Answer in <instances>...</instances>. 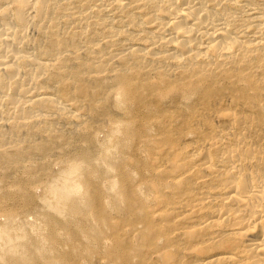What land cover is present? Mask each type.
Returning <instances> with one entry per match:
<instances>
[{
  "label": "bare ground",
  "instance_id": "6f19581e",
  "mask_svg": "<svg viewBox=\"0 0 264 264\" xmlns=\"http://www.w3.org/2000/svg\"><path fill=\"white\" fill-rule=\"evenodd\" d=\"M64 145L0 264H264V0H0V168Z\"/></svg>",
  "mask_w": 264,
  "mask_h": 264
},
{
  "label": "rangeland",
  "instance_id": "374dc122",
  "mask_svg": "<svg viewBox=\"0 0 264 264\" xmlns=\"http://www.w3.org/2000/svg\"><path fill=\"white\" fill-rule=\"evenodd\" d=\"M39 137V136H38ZM66 148H67V150H66ZM70 148V149H69ZM72 146L70 145V147H69V145L67 146V145H64V147L61 149V148H58V149H60V150H58L57 148H55V149H53V152L52 153H50L49 154V156H47V157H42V156H39V154H35V155H33V158L35 157H37L36 159V162H38V161H40V163L41 164H44V162L45 163H49L48 164V166H47V168H45V170H39L38 172H29L30 171V163H31V161H35V158L33 159V158H31L30 160V163L29 162H23L22 163V165H21V171H20V168L19 169H13L12 171L13 172H7V171H5V170H3V169H1L0 168V192L2 191V190H9V191H13V188L14 189H16V187H18V186H16V187H12V188H10V185L12 184V183H14V180H16V179H19V177L20 176H22L23 178H26V179H29V177H30V180L32 181H30V186H28L29 188H27L25 191H26V193H29L30 194V198H31V200H33L34 202L33 203H35V204H37V205H39V206H41L42 208L44 207V206H46V201L45 200H43V194H44V192H43V188L45 187V185L48 183V182H50V180H52V179H54V177H56L58 174H59V167H60V162H59V160H60V158L62 157V155L64 156L67 152L69 153V151H72ZM63 149H64V152H63ZM59 152V153H58ZM61 152V153H60ZM62 152H63V154H62ZM66 152V153H65ZM60 155V156H59ZM58 157V158H57ZM59 159V160H58ZM29 161V160H28ZM59 163V164H58ZM57 164V165H56ZM28 165V166H27ZM59 165V166H58ZM51 166V167H50ZM26 167H29L28 169L26 168ZM28 171V173H27V171ZM26 172V173H25ZM42 172V173H41ZM7 173L9 174V175H7ZM29 173L31 174V175H29ZM38 173V174H37ZM17 174V175H16ZM1 175H2V177H3V181H4V183H2V177H1ZM27 175V176H26ZM7 176V177H6ZM12 176V177H11ZM15 176H16V178H15ZM18 176V177H17ZM36 178H34V177ZM42 176V177H41ZM8 178V179H5L4 180V178ZM21 177V178H22ZM38 178V179H37ZM7 180V181H6ZM34 180V181H33ZM5 181L7 182V183H5ZM43 182V183H42ZM31 183L33 184V185H31ZM5 184V185H4ZM44 186V187H43ZM58 189H60V187H58ZM29 191V192H28ZM15 197L16 198H20V195L19 194H16L15 195ZM40 207V208H41Z\"/></svg>",
  "mask_w": 264,
  "mask_h": 264
}]
</instances>
